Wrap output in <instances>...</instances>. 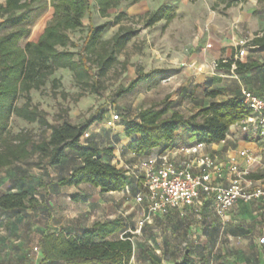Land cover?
Returning <instances> with one entry per match:
<instances>
[{"label":"trees","instance_id":"16d2710c","mask_svg":"<svg viewBox=\"0 0 264 264\" xmlns=\"http://www.w3.org/2000/svg\"><path fill=\"white\" fill-rule=\"evenodd\" d=\"M129 1L137 3L140 0H93L103 18L109 16V11ZM247 1L215 0V4L229 9ZM33 3L30 0H6L0 5V170L38 155L40 161H46L49 167L60 169L68 165L67 174H61L57 180L59 187L88 184L100 189L102 194L123 192L132 182L123 169L112 164L114 149L100 148L87 135L93 124L104 121L107 112L97 113L83 123L74 124L66 115L67 111H63L65 115L52 124L47 119V113L33 103L31 94L43 89L57 71L67 70L81 91L80 98L85 93L99 95L102 78L117 63L118 56L138 35L139 30L121 27L110 39L102 40L107 25H89L83 44L74 52L70 48H76L77 45L72 43L70 33L84 27L83 20L92 8L90 1L51 0L53 13L50 21L31 37ZM172 16L171 8H159L146 15L144 26L152 27L163 20L170 22ZM124 17L125 14L118 15L116 23H120ZM24 39L29 40L22 47L21 41ZM248 47L264 51V32L256 34L248 42ZM232 65L236 66L233 70L236 74L264 70V66L256 62L244 64L239 61H231L221 65V68L230 71ZM152 76L139 74L126 88L120 87L116 96L132 92ZM51 80L56 89V79ZM219 95L218 91L208 93V97L213 100ZM20 101L23 104L19 105ZM248 114L242 103L241 90L240 94L226 102L212 101L191 116L178 112L175 104L166 98L161 103L140 110L135 117L124 115L121 123L125 135L133 138L127 150L142 156L172 142L180 130H187L197 143L206 146L221 143L226 140L231 128ZM14 117L29 124H37L50 133L39 143L20 134L12 141L6 134ZM249 178L256 181L263 176L250 174ZM73 198L78 200L77 196ZM37 204L35 195L21 181L17 190L10 188L0 193V218L8 219L6 224L11 226L13 219L27 217L29 211H36ZM60 229L58 232L46 230L40 234L37 247L43 263L131 264L134 259L135 235L123 220L96 222L79 234L66 227ZM231 232L236 234L235 231ZM180 254L181 259L174 260L172 264H196L198 255L192 243H187ZM150 261L160 264L155 258H150Z\"/></svg>","mask_w":264,"mask_h":264},{"label":"rangeland","instance_id":"374dc122","mask_svg":"<svg viewBox=\"0 0 264 264\" xmlns=\"http://www.w3.org/2000/svg\"><path fill=\"white\" fill-rule=\"evenodd\" d=\"M4 1L0 0V5ZM30 1H34L32 5L34 19L30 26L32 37L50 21L53 9L51 0ZM89 1L92 8L90 14L83 20L84 27L70 33L72 43L77 45L76 48H70L71 51L77 52L80 49L87 36L89 25L95 27L107 25L102 40L110 39L121 27H133L138 29L139 33L118 56L113 68L102 78L99 95L85 93L80 98L81 91L75 86L72 74L67 70H59L51 78L57 81L56 89L53 88L50 79L43 89L32 92L33 103L47 113V119L52 124L56 123L61 115H65L63 111H67L66 115L74 124L83 123L91 116L102 112H107L111 121H115L114 117H119L116 122L118 124L124 115L135 117L140 110L161 103L166 98L175 104L178 112L191 116L210 103L208 93L213 90L209 88L210 86L205 88L206 84L220 83L221 80H225L213 75L222 69L221 65L239 61L244 64L256 62L264 66V52L251 49L246 42L252 38V35L242 31L240 27L232 23L234 21L229 23L228 9H225L224 5L216 6L215 0H140L137 3L129 1L109 11V16L106 18L99 14L93 0ZM167 7L171 8L173 14L170 22L163 20L152 27L144 26L147 14ZM120 14H125L126 17L122 18L120 23H116V18ZM235 36L237 39L234 42ZM28 40H22L21 46L25 47ZM239 40L245 43L243 47L240 46ZM231 44L233 46H230ZM241 49L245 51L243 56ZM216 63L219 67L213 68ZM233 66H236L232 65L234 70ZM141 73L152 74L153 80L141 83L135 90L121 97L116 96L115 93L120 87L126 88ZM258 73L263 72L254 70L244 73L243 81H250L253 75ZM188 89H192V94L186 97L184 91ZM224 98L226 96L222 95L219 100ZM21 104L23 101L19 102V105ZM96 127L99 125L96 124ZM49 133L37 124H29L14 117L10 121L6 135L12 141H15L16 136L20 134L32 142L39 143ZM242 135L240 133L231 150L237 149V143ZM189 136L190 133L183 130L182 137L187 140ZM246 147L254 151L255 155H264L253 140L247 139ZM234 156L230 155V157ZM221 160L228 161L229 157L222 156ZM131 164L133 165L134 162ZM120 165H123L119 168L123 169L128 177L136 174V168H133L130 163H120ZM67 167L68 165L60 169L49 167L46 161H40L38 155H35L25 162L0 170V193L10 188L17 190L21 181L26 183V188L30 189L38 201L39 210L38 214L35 211H29L28 217L31 221L43 216L48 218L50 220L48 227L56 226L52 230L57 232L61 230L56 225L57 221H64L70 217L77 219L81 216L83 220H87L92 217L93 210L98 207L109 210L111 217L118 216V212H121L134 227L131 231L135 235V255L131 264H152L150 258H155L160 264H172L168 256L170 255L172 260L179 258L180 250L186 243H192L195 247V253L198 255L196 264H221L219 254L221 247H224L225 254L234 253L237 239L224 240V236L228 231L227 227L235 229L238 227L236 223H232L235 210L228 212L229 220H219L216 228L208 231L207 239L198 235L196 230L199 229L194 226H192L194 232L191 233L190 238H187V235L182 232L183 225L180 223L172 225L169 220L163 224L144 223L140 227V223L145 220L142 212V206L146 203L144 188L142 195L145 200L138 201L122 194L102 196L90 188L81 190L59 187L57 180L61 174L64 175ZM252 171L251 173L263 176L261 180L255 182V186L264 189V168L257 165ZM83 195L89 196L88 204L83 200ZM74 196L78 197L77 201L74 200ZM251 206L253 211L247 210L244 216L250 219V223L262 220L264 202H255ZM253 212H259L254 220L251 219ZM7 222L2 223L3 229L14 231L21 227L7 226ZM34 239L31 241L32 247L37 246V238ZM228 248L232 249V252L227 250Z\"/></svg>","mask_w":264,"mask_h":264},{"label":"crops","instance_id":"0c3cea01","mask_svg":"<svg viewBox=\"0 0 264 264\" xmlns=\"http://www.w3.org/2000/svg\"><path fill=\"white\" fill-rule=\"evenodd\" d=\"M227 14L229 15L230 19L229 23L234 21L232 23L240 27L242 31H247L250 33L249 35H252V38H250L249 41H251L256 34L261 35L264 32V0H248L246 3L229 8L227 10ZM236 39L237 38L235 36V38L233 39L234 42L236 41ZM241 41L242 40H239V42ZM249 41L246 42L248 43ZM230 46L233 45L231 44ZM241 52H243L244 54V49H241ZM233 68L235 67L233 66ZM217 72V74L213 75L225 80H221L220 83L212 84V82H209L206 84L207 86L205 88H208V86H210L209 88H211L213 91H218L220 93V95L215 100L208 97L210 103L212 101H216L219 103L226 102L229 98L240 94V91L242 89L250 90L257 95L264 97V70L260 71L263 73L253 75L250 81H243V74L234 73L232 68L230 71L220 69ZM231 73L234 76L231 75ZM152 78L153 76L148 81L142 83H148L153 80ZM191 90L188 89L187 91H184V96L186 95V97H189L192 94ZM222 95H225L226 98H224L223 100H219ZM114 120L115 121H111L106 114L104 121L101 123L93 124L89 128L87 135L89 137H92L100 148L114 149V159L112 162L113 165H116L117 167H123V165H120V163H130L133 168H136V174L134 173L132 177H128L126 174V176L132 182L130 187H127L123 192L107 194H102L100 192V189L88 184H83L78 187L74 186L66 188L81 190L82 188H90L95 193L101 194L102 196H114L116 194H122L123 196L127 195L129 199H137L140 194V191L138 192V190H141V182L138 180V176L141 174V163L156 162L159 164V159L164 154H168L170 161L178 168H187L193 174L200 173V169L195 163L192 162L191 157H188L181 153L182 148L194 146V144L196 143V139L193 136L190 135L189 139L185 140L182 137L183 130H180L175 134L172 142L165 143L161 148L157 150L146 153L142 156H137L127 150V146L131 143L133 138H128L125 135L124 126L121 122H118V124L116 123L117 120H119V117H114ZM96 124L99 125V127H96ZM101 132H103V134L100 135ZM240 133L241 132H239L236 126L232 127L225 141L207 146L205 149V153H216L219 154L220 157L224 156L228 158L230 157V155H236L241 150H251L246 147L247 139L255 141L258 147V143L255 138L249 137L247 134L242 133V138L237 143V149L231 150L233 144H235V140H237L240 136ZM263 157L264 155H258V161L249 168L250 172H253L252 170L257 165H260L263 168ZM133 162L134 164L132 165L131 163ZM241 163L243 164V167H247L242 159ZM66 174L67 173L65 172L64 175ZM257 181L259 180H256L254 182ZM83 197V200L86 201L85 203L88 204V201L90 200L89 196L83 195ZM255 202H264V198L248 203L239 201L231 209L235 210V217L234 221L232 220V223H236L238 227L236 229L227 227L228 231L225 233L224 240H227V238H235L237 239L238 243L235 247L234 253L230 248H228L227 250H230L232 253L226 254L223 251L224 247H221L219 249V254L221 255V264H264V218L255 223H250V219L244 216V213L247 210L253 211V206H251V204ZM142 207L143 218H149L146 224H152V222H155L156 224L160 222L163 224L166 222V220L171 221L172 225L174 223H180L181 225H183L182 232L183 234L187 235V238H190L191 233L194 232L192 230V226L199 229L196 230V233H198V235L204 236V238L207 239L209 238L207 237L208 231L216 228L217 222H219V220H229V217L227 216V214H229L228 212L224 217H220L214 212L212 201H204L202 209L199 212H196L193 207L185 206L178 210H171L166 214H157L151 216L148 212L147 201L143 204ZM93 211L94 213L92 214V217L87 220H83L82 216L77 219L74 217H70V219L67 218L64 221H57L56 225L60 228L66 227L67 230L79 234L81 231L90 228L96 222L114 221L120 219L126 223L128 229L134 228L131 226V223L129 222L127 217L121 212H118V216L111 217L109 210H105L104 208L101 209L100 207H98ZM35 212L38 214V208ZM258 213L259 212H253L251 219L254 220L255 218H257ZM244 219H246L247 221H245ZM5 222H7L5 218H0V264H23L27 261L29 264H46L42 262V255L39 248L37 246L32 247L31 241L35 240V237L38 241L40 234L46 230L55 231L52 230V228L55 229L56 226L52 228L48 227L50 225V220L48 218H45L44 216L42 218L38 217L32 221L28 216L20 218L18 220L13 219L12 223L16 227L21 226L14 231L3 229L2 223ZM13 224H11V227L14 226ZM231 231H235L236 234L233 235ZM186 244L184 245V247L186 246ZM168 257V260L172 261L173 263L174 260L170 258V255ZM177 259H181V256Z\"/></svg>","mask_w":264,"mask_h":264},{"label":"built area","instance_id":"2783aa9c","mask_svg":"<svg viewBox=\"0 0 264 264\" xmlns=\"http://www.w3.org/2000/svg\"><path fill=\"white\" fill-rule=\"evenodd\" d=\"M244 45V42H240V46ZM218 67L217 63L213 66ZM242 103L249 114L235 126L239 132L255 138L259 151L264 152V97L242 89ZM206 147L196 142L194 146L181 149V153L191 157L192 162L198 166V174L191 173L187 168H178L170 161L168 154L160 157L159 164L141 163V174L138 176L141 192L137 200H145L142 195L144 188L151 216L166 214L185 206L199 212L204 201H212L214 212L224 217L239 201L248 203L264 198V189L256 187L255 182L249 178V168L258 161L254 151L241 150L223 162L219 154H206ZM241 159L247 167H243ZM148 220L147 217L142 221L140 227Z\"/></svg>","mask_w":264,"mask_h":264}]
</instances>
